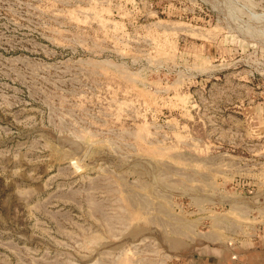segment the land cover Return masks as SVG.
I'll return each mask as SVG.
<instances>
[{"label":"rangeland","instance_id":"obj_1","mask_svg":"<svg viewBox=\"0 0 264 264\" xmlns=\"http://www.w3.org/2000/svg\"><path fill=\"white\" fill-rule=\"evenodd\" d=\"M238 261L264 264V0H0V264Z\"/></svg>","mask_w":264,"mask_h":264},{"label":"crops","instance_id":"obj_2","mask_svg":"<svg viewBox=\"0 0 264 264\" xmlns=\"http://www.w3.org/2000/svg\"><path fill=\"white\" fill-rule=\"evenodd\" d=\"M243 255V254H242ZM242 255H239V256H241L242 257ZM244 260V259H243ZM245 261V260H244ZM240 264H247V262H244V263H242V262H240V261H238ZM236 264V263H235Z\"/></svg>","mask_w":264,"mask_h":264}]
</instances>
